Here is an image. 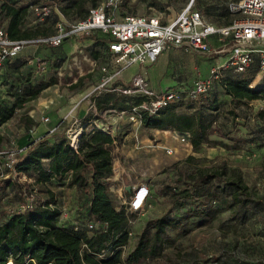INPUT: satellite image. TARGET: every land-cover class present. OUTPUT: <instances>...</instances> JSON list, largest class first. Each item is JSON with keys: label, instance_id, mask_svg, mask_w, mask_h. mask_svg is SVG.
Returning <instances> with one entry per match:
<instances>
[{"label": "rangeland", "instance_id": "1", "mask_svg": "<svg viewBox=\"0 0 264 264\" xmlns=\"http://www.w3.org/2000/svg\"><path fill=\"white\" fill-rule=\"evenodd\" d=\"M33 1L35 0H19L17 3L28 5L30 10V4H33ZM59 1L63 7L68 5L70 0ZM80 1L84 11L100 6L103 2V0ZM189 1L123 0L116 18L119 20L126 13L149 15L158 12H165L168 17H174ZM231 1L234 0H193V6L201 10L206 21L215 26H221L229 19L227 8ZM2 4L4 0H0L1 22L4 21ZM76 16L77 14L73 12L67 18L75 21ZM54 20L55 18L51 17L39 25L35 23L30 25H37L36 27L42 30L40 32H43L41 28H45L49 34H54L57 22ZM88 36L86 34V37ZM86 37L85 35L77 38L68 37L61 45L55 47L30 44L24 48L21 59L4 66L0 76V105L10 106L15 98L21 95L28 83H35L51 76L56 77V83L48 90L42 91L36 99L16 109L8 122L0 124L1 152L23 149L31 138L43 134L50 133L49 138H53L57 135L67 136L71 129H80L84 119L78 117V112L72 117L69 115L71 111L79 110L90 97V93L100 82L103 74L102 67L106 69L110 67L108 52L105 53L101 47L94 46ZM93 51L99 53L94 65ZM172 53L173 56L167 57L161 69H159L161 64L156 68L154 64L149 65L147 71H144L145 66V69H140L144 71V74L140 72L146 77L151 89L157 91L151 84L165 82L166 79L183 81L184 86L188 87L192 80L206 75L215 63H221L226 59L225 53L218 55L213 52H183L175 49ZM75 56L76 60L73 61L72 58ZM39 61L45 63L43 70L38 66ZM168 68L170 72H167ZM125 69L121 79L124 77L131 79L134 74L139 73V71L133 73L136 66ZM238 75L248 77V72ZM79 77L83 78L82 87L72 89L70 85ZM121 83L122 80L119 84ZM128 83L127 81L126 84ZM166 88L179 89V85ZM211 93L212 99H215L219 106L217 122L229 134L228 137L239 140L238 150L227 149L221 145L204 144L203 148L195 151L190 140L188 145H184L171 133L154 129L151 130L152 134L148 140L145 142L138 140L129 158L125 156L123 158L121 154L114 156L113 174L109 180L108 190L116 205L126 203L128 206L133 192L140 185H148L149 189L143 208L128 218V240L120 248L122 259L134 247L138 234L148 221L166 212L176 216L188 209L187 204L181 208L171 205L169 194L161 195L159 192L166 185H174L179 176H184L196 167L225 164L227 169L231 167L239 169L250 197L264 203V98L252 100L251 105H243L233 115L231 114L233 102L217 84ZM41 96L49 101L45 104L39 103L38 98ZM129 114V111L120 114L110 109L97 111L92 106L85 116L90 115L94 125L102 130L110 131L114 137H119L125 130L120 125L132 123ZM42 115L48 116L49 121H42ZM55 125L58 126L56 130L52 129ZM117 127H119L118 130H116ZM135 127L138 132L142 128L141 125ZM210 137L227 145L233 143V140L229 138L217 135ZM167 148L172 151L168 153ZM13 180L24 184L25 193H35L32 195L33 198L30 197L33 202L35 199H46L49 195L48 191H51L61 209L62 217H58L56 221L67 227L77 226L86 229L91 219L88 210L89 197L73 187H68L67 176L62 181L51 180L46 184L36 185L35 192L27 182ZM4 181L6 180H0L2 185L0 187V217L20 209V202L12 193L13 189L4 186ZM119 188H122L120 198L116 192ZM231 190L229 186L224 187V192L215 203L216 211L212 216L191 218L185 227L167 230L161 254L153 258L141 259L135 264H249L248 261L262 264L264 262V207L260 204L248 210L244 220H233L230 217L232 209L229 206ZM25 193H22L23 198ZM94 225L95 229L98 228L96 220Z\"/></svg>", "mask_w": 264, "mask_h": 264}, {"label": "trees", "instance_id": "2", "mask_svg": "<svg viewBox=\"0 0 264 264\" xmlns=\"http://www.w3.org/2000/svg\"><path fill=\"white\" fill-rule=\"evenodd\" d=\"M18 1L4 0L1 6L4 12L2 22L8 37L12 40H33L49 35L45 28H41L43 32H40L42 30L37 28V25H28L34 18L31 6L37 4L38 0L30 4V10L28 5H18ZM56 1L60 3L59 0ZM88 11L89 9H82L80 0H70L68 5L61 7V12L67 17L75 12L76 20L84 19ZM227 14L229 19L223 25L229 24L235 17L229 8ZM51 17L55 18V22L58 20V15L53 10L46 19ZM86 38L106 53L108 35L96 32ZM38 44L43 43H35L36 46ZM22 53L23 51L5 62L4 66L21 59ZM92 56L97 60L99 53L93 51ZM254 71L255 69H249L248 77L225 72L217 84L233 102L231 114H236L235 111L243 105H249L252 100L264 98V81L255 87L250 86ZM82 80L83 78L79 77L70 87H82ZM55 83V76L28 83L10 106L0 105V124L8 122L16 109L36 99L44 89ZM118 85L120 84L113 83L111 87ZM211 92L195 101L180 100L168 103L155 113L139 111L141 127L147 130L188 133L195 151L203 148L204 144L238 150L239 140L228 137L229 134L217 122L219 106L216 100L212 99ZM89 99L97 111L111 109L119 113L140 105L145 97L108 90L92 94ZM91 118L90 115L84 117L83 124L90 122ZM211 135L229 138L233 143L227 145L212 140ZM115 139L108 130H102L93 124L90 130L80 132L76 149L70 146L66 135L42 138L27 144L16 163V169L32 176L37 185L46 184L51 180L62 181L69 175L66 181L68 187H75L90 194L88 210L94 217L93 221L98 222V228L95 229V225L91 230L87 226L83 229L60 225L56 220L61 214V209L54 194L48 191L46 199H35L24 211H14L0 217V264H135L141 259L153 258L161 254L167 230L183 228L191 218L212 216L216 211L215 203L224 192L225 186L232 189L229 206L233 220H244L248 210L260 204L264 207L262 201L250 197L239 169H227L225 164L196 167L184 176H179L174 185H166L159 192L161 195L169 194L171 205L181 208L187 204L188 209L176 216L166 212L148 221L138 234L134 247L122 259L120 248L128 240L127 224L132 214H127L123 205L119 210H115L116 204L108 190V178L113 174ZM4 186L13 189L12 193L19 202L25 201L22 196L25 192L24 184L7 179ZM248 263L257 264L250 261Z\"/></svg>", "mask_w": 264, "mask_h": 264}, {"label": "built area", "instance_id": "3", "mask_svg": "<svg viewBox=\"0 0 264 264\" xmlns=\"http://www.w3.org/2000/svg\"><path fill=\"white\" fill-rule=\"evenodd\" d=\"M122 1L103 0L100 6L89 8L84 19L70 21L61 12V5L58 1L38 0L37 4L31 6L34 18L28 25L41 24L50 15L51 10L58 15V20L55 24L56 31L54 34L33 40L10 39L5 24L0 21V73L5 62L12 60L30 44L43 43L55 47L61 45L68 37L77 38L81 35L101 32L109 36L106 52L110 55V67L108 69L102 67L103 74L100 82L94 87L90 95L108 90L143 95L145 99L140 105L119 112L123 114L129 111V119L137 126L141 125L139 111L155 113L168 103L180 100L195 101L202 96H207L215 84H219L225 72L240 74L249 69H255L250 86L255 87L264 81V0L231 1L228 8L235 17L229 24L221 26H215L206 21L202 12L194 8L193 0H190L174 17H168L165 12L149 15L126 13L117 20V13L121 9ZM170 48H179L185 52H213L218 55L225 53L226 59L221 63H215L206 75L195 78L191 85L186 88L153 90L141 72L134 74L128 84L121 83L114 88L111 87L113 83H117V80L121 79L125 68L135 64L150 65ZM72 59L75 61L76 56ZM92 61L94 65L96 60L93 59ZM38 66L43 70L45 63L39 61ZM249 105H251V101ZM111 111L114 112V110ZM29 114L32 116L31 113ZM41 120L48 122L49 117L42 115ZM78 131L79 129H71L67 135L69 144L73 149H76L78 145L80 134L77 133ZM167 132L184 145H188V133L180 134L171 130ZM75 137L76 141L74 140ZM166 151L170 153L172 150L167 148ZM23 152L24 148L6 152L0 151V180H23V182L30 184L33 188L32 191L35 192L37 185L35 179L26 172L16 169V163ZM121 190L122 188L116 190L119 198L122 195ZM34 194L25 193V201L20 202V209L17 211H24L30 207L33 203L31 198ZM134 195L138 199L140 198L138 202L132 200ZM148 195V187L140 185L133 192L128 206L126 203H121L115 205V210H119L123 205L127 214L138 212L143 208ZM59 217H62L61 214ZM86 226L91 230L94 228V222L89 221Z\"/></svg>", "mask_w": 264, "mask_h": 264}, {"label": "crops", "instance_id": "4", "mask_svg": "<svg viewBox=\"0 0 264 264\" xmlns=\"http://www.w3.org/2000/svg\"><path fill=\"white\" fill-rule=\"evenodd\" d=\"M179 50V51H183V50H181V49H179V48H170V49H168V50H166V51H164L159 57H158V59L154 62V63H152V64H154L153 66H154V68H156V67H158V65H160L161 64V66L159 67V69H161L162 68V66L163 65H165L164 63L166 62V60H167V57L169 56V55H171V56H173V53H172V50ZM184 52V51H183ZM152 64H150V65H152ZM131 66H136V70L133 72V73H135V72H140V71H142L143 72V74H144V71H147L148 70V68H147V66H149V65H144L145 67H146V69H145V67L144 66H141V65H131ZM131 66H129V67H131ZM128 67V68H129ZM140 69H145L144 71L143 70H140ZM126 70V69H125ZM124 70V71H125ZM157 70H158V68H157ZM124 71H123V73H122V76H124L123 74H124ZM167 72H170V69L168 68L167 69ZM132 73V74H133ZM130 76H131V74H130ZM146 78V77H145ZM122 80V83H126L127 81L129 82V80H130V78H128V79H125V77H124V79H120L117 83H120V81ZM165 82H161V83H157V84H155V85H152L151 84V86L155 89H157V90H161V89H163V88H166V87H174V86H178L179 85V87H185L186 88V86H184V83H183V81H178V80H175V79H166V80H164ZM193 81V80H192ZM192 83V82H191ZM191 83L189 84V86L191 85ZM188 86V87H189ZM51 86H49L48 88H46V89H44L43 91H46V90H48L49 88H50ZM52 93V92H51ZM52 95H54V93H52ZM59 97H61V96H59ZM92 107V103H91V101H90V99L88 98L84 103H83V105L81 106V108L79 109V110H77V109H75L74 111H71V113H70V117H72L74 114H77V112L79 113V118H82V119H84V117H86V116H88V115H86L85 116V113L87 112V110L88 109H90ZM60 114V113H59ZM90 120H92V118L90 119ZM92 125H93V123H92V121H88L87 123H85V124H81V126H80V130L82 131V130H90L91 128H92ZM120 126H122V128L123 129H125L124 131H122V134L119 136V137H117L116 136V139L113 141V143H114V155H118L119 156V154H121L122 155V157L124 158V156L125 157H127V158H129V156H130V153L133 151V147L134 146H136V144L138 143V140H140V141H144L145 142V140H148L149 138H150V134H152V131L151 130H147V129H144V128H141V130L138 132L137 131V129H136V125H134L133 123H131V124H124V123H122ZM57 127L58 126H53L52 127V129H54V130H56L57 129ZM119 129V127H117L116 128V130H118ZM156 131H168V130H158V129H155ZM51 134L50 133H48V134H43V135H40V136H38V137H35V138H31V140L30 141H36V140H38V139H42V138H47V137H49ZM140 137V139H138ZM29 141V142H30ZM28 142V143H29ZM27 143V144H28ZM27 144H26V146H27ZM26 146L24 147V149L26 148ZM117 155H116V157H117ZM115 159V158H114ZM67 176V178H68V176L69 175H66ZM146 187H148V185H146ZM75 190H77L78 192H81V193H84V194H87V196L89 197L88 199H89V201H88V205H89V202H90V194H88V193H86L85 191H83V190H80V189H76L75 187H73ZM142 193L140 192V195H141ZM139 201V199L137 198V200L135 201V202H138ZM94 220V217L93 216H91V219H90V221H93Z\"/></svg>", "mask_w": 264, "mask_h": 264}, {"label": "bare ground", "instance_id": "5", "mask_svg": "<svg viewBox=\"0 0 264 264\" xmlns=\"http://www.w3.org/2000/svg\"><path fill=\"white\" fill-rule=\"evenodd\" d=\"M38 101H39V103H41V104H45L47 101H49L46 97H44V96H41V97H39L38 98ZM81 132V130L79 129V131L77 132V133H80ZM74 140L76 141V137L74 138ZM137 200V196H134L133 197V201H136ZM139 200H140V198H139Z\"/></svg>", "mask_w": 264, "mask_h": 264}]
</instances>
